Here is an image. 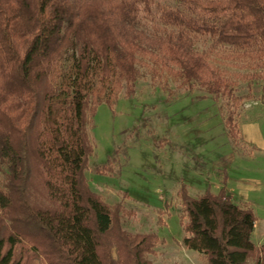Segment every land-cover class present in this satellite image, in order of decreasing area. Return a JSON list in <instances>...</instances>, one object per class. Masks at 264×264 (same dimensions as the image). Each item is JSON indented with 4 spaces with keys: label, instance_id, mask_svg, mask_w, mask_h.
Here are the masks:
<instances>
[{
    "label": "trees",
    "instance_id": "obj_1",
    "mask_svg": "<svg viewBox=\"0 0 264 264\" xmlns=\"http://www.w3.org/2000/svg\"><path fill=\"white\" fill-rule=\"evenodd\" d=\"M174 1L150 35L139 20L154 0H0V264H152L158 235L126 231L123 207L87 182L89 116L124 86L133 94L140 56L237 104L235 81L195 47L201 37L264 78V0ZM225 122L234 135L232 112ZM180 196L187 249L209 264H264L252 208L224 188Z\"/></svg>",
    "mask_w": 264,
    "mask_h": 264
},
{
    "label": "rangeland",
    "instance_id": "obj_2",
    "mask_svg": "<svg viewBox=\"0 0 264 264\" xmlns=\"http://www.w3.org/2000/svg\"><path fill=\"white\" fill-rule=\"evenodd\" d=\"M154 1L152 13L139 20L150 35L161 26V7H179L174 0ZM209 45L202 37L195 43L235 81L237 104L210 96L198 83L186 84L140 56L133 94L124 86L113 107L102 103L89 116L93 152L87 182L106 203L123 207L126 231L158 235L153 253L146 256L152 264H209L204 254L183 244L182 187L197 197L206 190H226L227 184V195L251 206L257 217L253 241L257 246L264 242L263 70L235 56L230 46L211 51ZM70 60L71 51L65 65ZM230 112L234 135L225 122ZM4 179L0 174V187Z\"/></svg>",
    "mask_w": 264,
    "mask_h": 264
},
{
    "label": "crops",
    "instance_id": "obj_3",
    "mask_svg": "<svg viewBox=\"0 0 264 264\" xmlns=\"http://www.w3.org/2000/svg\"><path fill=\"white\" fill-rule=\"evenodd\" d=\"M256 141H257V140H255V141H254V140H250V141H248V142L253 143V144H257ZM228 182H229V180H228ZM226 185H227V184H226ZM226 185H225L224 187H226V190H229L228 187H227ZM212 192H214V191H212ZM228 194L230 195V191H228ZM250 207H251V206H250ZM256 225H257V221H256ZM255 229H256V227H255Z\"/></svg>",
    "mask_w": 264,
    "mask_h": 264
}]
</instances>
